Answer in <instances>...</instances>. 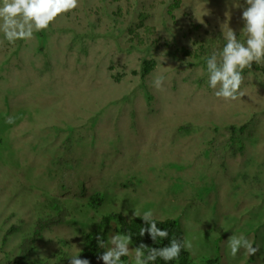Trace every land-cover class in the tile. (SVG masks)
Wrapping results in <instances>:
<instances>
[{"label": "rangeland", "instance_id": "374dc122", "mask_svg": "<svg viewBox=\"0 0 264 264\" xmlns=\"http://www.w3.org/2000/svg\"><path fill=\"white\" fill-rule=\"evenodd\" d=\"M244 7L78 0L32 39L0 33V264L22 243L37 264H69L98 224L110 246L117 219L103 216L148 210L179 221L198 262L218 253L219 264H264V68L253 62L224 101L207 86L209 54H196L227 25L245 38ZM143 60L155 66L142 76ZM241 234L259 248L251 257L231 255L228 238Z\"/></svg>", "mask_w": 264, "mask_h": 264}, {"label": "clouds", "instance_id": "9594fccd", "mask_svg": "<svg viewBox=\"0 0 264 264\" xmlns=\"http://www.w3.org/2000/svg\"><path fill=\"white\" fill-rule=\"evenodd\" d=\"M241 19L242 31L245 39L237 38L236 33L227 25L226 32L222 29L224 43L218 51L205 57L207 86L213 90V95L224 101L237 99L241 85L244 82L243 71L251 69L253 62L264 63V0H244ZM78 0H0V33L9 44L18 40L32 39L35 32L47 29L59 14L76 9ZM166 77L163 73L154 77L152 86L162 89ZM7 123H14V117L9 116ZM138 215L134 213V216ZM151 210L145 211L140 217L146 227H141L140 235L148 233L155 241L159 238H168V231L157 226V221L152 219ZM101 248L104 240L97 237ZM110 246L98 257L103 264H121V258L129 254L131 235L116 233L110 237ZM243 234L231 235L228 246L231 255L235 257L243 248L251 257L259 248L253 247ZM192 244L188 240H170L167 246L151 248L147 254L144 244L135 248L137 264H152L157 258L164 261L177 259L184 249H190ZM79 254L70 257L69 264H90L86 258H78Z\"/></svg>", "mask_w": 264, "mask_h": 264}, {"label": "trees", "instance_id": "16d2710c", "mask_svg": "<svg viewBox=\"0 0 264 264\" xmlns=\"http://www.w3.org/2000/svg\"><path fill=\"white\" fill-rule=\"evenodd\" d=\"M238 39H245L242 38V33H236ZM224 38L221 36L219 31L213 32L211 36H204L203 38L199 39L197 41V49H196V54L199 56H206V54H212L215 51H218L223 47L224 43ZM172 54V52H169ZM155 66V63L153 60H143L142 65H141V75L147 74L153 67ZM255 65H252V68H254ZM262 67L264 68V63H262ZM251 68V69H252ZM248 68H245L247 70ZM249 70V69H248ZM246 123H242L238 127L235 125H228L227 129L230 132H237L239 130L242 132L243 129L246 128ZM229 137H232V133L229 134ZM89 204L92 207H97L102 203V196L99 195L98 193H94L90 195L89 198ZM142 216H134L131 218H126L120 213H109L105 216H103L101 223L108 224L111 220L117 219V223L114 225V228L119 232V233H124V234H129L131 235V243H130V250H132V255L134 256L135 259V248L138 247L140 244H144L147 248L144 249L145 254L151 249V248H161L164 246H167L172 239H177V240H184V233L182 230V227L180 226L179 221L174 218H164V219H155L157 221V226L165 229L168 231V238H157L155 241H153L148 233H145L143 236L140 235V229L141 227H146L145 222L140 218ZM59 218V217H58ZM52 219V221H57L60 219ZM57 222H49L48 226H54ZM39 224V223H38ZM100 225L98 224L97 227H94L87 232H84L82 239H81V245L79 249V258L83 259L86 258L90 261V264H97L98 257L102 254L103 248L99 246V243L97 241V237L100 239L104 240L105 243V233L99 228ZM7 234L2 237V244L6 242ZM254 239V237L252 236ZM25 245L22 243L21 248H22V253L18 254L14 257H6L4 255V264H37L33 262V260L29 259V255L31 254L32 251H34V248H29L28 250L23 246ZM1 245H0V253H1ZM26 249V250H25ZM134 250V251H133ZM217 252V251H216ZM219 255L218 253H215L209 258L204 259L203 261H197L195 257H193L188 249H184L181 251L179 257L173 261H164L160 258H157L152 264H219ZM121 264H137L136 259L135 262H132L129 259V256H124L121 258ZM247 264V263H245Z\"/></svg>", "mask_w": 264, "mask_h": 264}]
</instances>
